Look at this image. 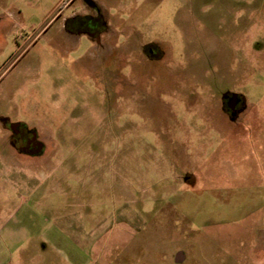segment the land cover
<instances>
[{
  "label": "rangeland",
  "instance_id": "1",
  "mask_svg": "<svg viewBox=\"0 0 264 264\" xmlns=\"http://www.w3.org/2000/svg\"><path fill=\"white\" fill-rule=\"evenodd\" d=\"M0 36L44 147L0 148V264H264V0H0Z\"/></svg>",
  "mask_w": 264,
  "mask_h": 264
},
{
  "label": "flooded vegetation",
  "instance_id": "2",
  "mask_svg": "<svg viewBox=\"0 0 264 264\" xmlns=\"http://www.w3.org/2000/svg\"><path fill=\"white\" fill-rule=\"evenodd\" d=\"M88 16H79L75 15L71 19L66 21V28L70 21L78 23V27L76 29H72L73 33H81V32H91L95 33L98 36L93 37L94 40L100 44V34L105 33V30L101 28L99 23L93 22L89 20L87 22H91L92 28L89 26L85 27V18ZM82 24V25H81ZM90 24V23H89ZM2 36H0V39ZM153 54V53H152ZM148 60L150 63L156 62L158 60V55H148ZM222 105L228 108L231 113H234L236 117L241 118L245 113L244 110V99L242 96H238L235 101H233L232 97H228V95H223L222 97ZM233 106V108H232ZM4 134L6 137L4 138ZM0 135H2V139L0 142V148H3L6 144L13 153L19 154H27V155H39L43 151V145L38 140L37 133L29 129L26 125L15 122L12 120V117L8 116H0Z\"/></svg>",
  "mask_w": 264,
  "mask_h": 264
},
{
  "label": "crops",
  "instance_id": "3",
  "mask_svg": "<svg viewBox=\"0 0 264 264\" xmlns=\"http://www.w3.org/2000/svg\"><path fill=\"white\" fill-rule=\"evenodd\" d=\"M90 11V10H89ZM83 15H85V14H83ZM111 36L109 35V33H105V34H103V35H101V37H100V42H101V45L100 44H98L100 47H102V48H105V47H103V45L107 42V41H109V38H110Z\"/></svg>",
  "mask_w": 264,
  "mask_h": 264
},
{
  "label": "trees",
  "instance_id": "4",
  "mask_svg": "<svg viewBox=\"0 0 264 264\" xmlns=\"http://www.w3.org/2000/svg\"><path fill=\"white\" fill-rule=\"evenodd\" d=\"M87 19H88V21L89 20H92L93 22L99 23L101 25V28L103 29V27H102V21L99 18L93 17L92 19H89V18H87Z\"/></svg>",
  "mask_w": 264,
  "mask_h": 264
},
{
  "label": "water",
  "instance_id": "5",
  "mask_svg": "<svg viewBox=\"0 0 264 264\" xmlns=\"http://www.w3.org/2000/svg\"><path fill=\"white\" fill-rule=\"evenodd\" d=\"M236 98H237V95H234V96H233V101H235ZM232 108H233V106H232Z\"/></svg>",
  "mask_w": 264,
  "mask_h": 264
}]
</instances>
